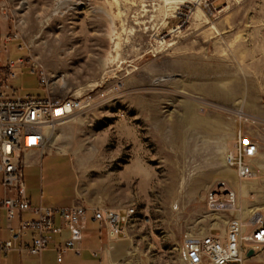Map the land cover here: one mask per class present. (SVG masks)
<instances>
[{
  "label": "rangeland",
  "instance_id": "374dc122",
  "mask_svg": "<svg viewBox=\"0 0 264 264\" xmlns=\"http://www.w3.org/2000/svg\"><path fill=\"white\" fill-rule=\"evenodd\" d=\"M208 1L164 15L163 0H0V80L18 60L19 94L86 99L47 128L29 194L135 208L126 239L140 264H187L186 236L223 232L229 215L205 205L217 179L245 222L264 212V0ZM239 131L259 146L251 180L226 164ZM244 264H264V245Z\"/></svg>",
  "mask_w": 264,
  "mask_h": 264
},
{
  "label": "built area",
  "instance_id": "2783aa9c",
  "mask_svg": "<svg viewBox=\"0 0 264 264\" xmlns=\"http://www.w3.org/2000/svg\"><path fill=\"white\" fill-rule=\"evenodd\" d=\"M201 2V0H200ZM209 1L204 0L207 5ZM188 6V5H186ZM180 9V7L178 8ZM16 60L10 63L9 77L0 80V176L5 195L0 197V213L4 211L7 240H0V252L19 251L40 256L49 248L54 236L61 229L70 232L63 244L55 246L60 262L69 251L78 253L82 239L84 219L91 210L92 216L106 229L110 239L125 235V226L135 213V208L117 210L98 206L88 207L82 203L56 206L40 202L33 205L25 192L24 154L27 151H42L47 141V126L68 120L76 111L85 107L86 99L77 97L59 98L47 93L45 96L21 95L11 87L9 79H16L21 67ZM37 72L42 83L46 82L43 69ZM259 151L257 142L242 134H236L235 149L227 157L226 164L236 171L240 180L256 176L253 161ZM205 205L208 210L228 214L226 226L221 233L188 235L183 239L182 250L187 264H244L250 249L254 255L264 245V212L253 213L247 223L240 216L238 194L232 183L217 179L206 191ZM33 213L32 219L23 218V213ZM19 217L15 224V217ZM60 218V225L56 218ZM30 237V244L24 239Z\"/></svg>",
  "mask_w": 264,
  "mask_h": 264
},
{
  "label": "crops",
  "instance_id": "0c3cea01",
  "mask_svg": "<svg viewBox=\"0 0 264 264\" xmlns=\"http://www.w3.org/2000/svg\"><path fill=\"white\" fill-rule=\"evenodd\" d=\"M44 157L45 156L40 157V155H38V151H27L24 154V160L27 164L24 166L23 172L26 167L41 164ZM25 192L33 205L43 202L42 198H40L39 201H34L32 199V196L29 194L26 187V183ZM4 195L5 191L3 189L0 176V197ZM46 204L53 205L51 203ZM69 204L70 203L68 202L64 205ZM21 216L26 219L36 217L33 213L29 212L23 213ZM18 220L19 217H15L14 223L16 224ZM56 224L60 225L59 217L56 218ZM124 230L125 235L120 236L118 239H110L105 227L93 218L92 212L89 210L84 219V229L82 239L79 243L78 253L69 251L63 255L60 262L57 260L58 253L55 250V246L63 244L70 235L69 230L61 229V231L54 236L53 240L49 244V248L40 256H32L19 251L0 252V264H140L131 260L130 245L126 239L128 224L125 226ZM8 238L9 231L6 228L5 213L2 211L0 213V240H7ZM30 242V237H26L24 239V243L30 244Z\"/></svg>",
  "mask_w": 264,
  "mask_h": 264
},
{
  "label": "bare ground",
  "instance_id": "6f19581e",
  "mask_svg": "<svg viewBox=\"0 0 264 264\" xmlns=\"http://www.w3.org/2000/svg\"><path fill=\"white\" fill-rule=\"evenodd\" d=\"M184 1L185 0H163L164 5L161 6V9L164 12V15H168L169 11H170V14H173L176 11V9H178L179 4H182ZM48 127H50V131H49L50 135H52L54 137L55 136V131H54L55 125H48L47 128ZM255 213H258V210H256ZM246 222L250 223L251 217L248 218V220Z\"/></svg>",
  "mask_w": 264,
  "mask_h": 264
},
{
  "label": "water",
  "instance_id": "95a60500",
  "mask_svg": "<svg viewBox=\"0 0 264 264\" xmlns=\"http://www.w3.org/2000/svg\"><path fill=\"white\" fill-rule=\"evenodd\" d=\"M254 255V250L253 249H250L247 253V256L248 257H252Z\"/></svg>",
  "mask_w": 264,
  "mask_h": 264
}]
</instances>
